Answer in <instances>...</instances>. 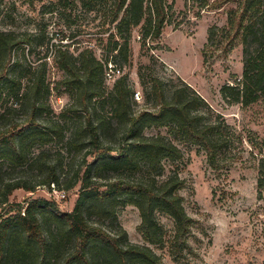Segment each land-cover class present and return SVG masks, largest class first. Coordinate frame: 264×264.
Returning <instances> with one entry per match:
<instances>
[{"label":"trees","instance_id":"16d2710c","mask_svg":"<svg viewBox=\"0 0 264 264\" xmlns=\"http://www.w3.org/2000/svg\"><path fill=\"white\" fill-rule=\"evenodd\" d=\"M231 1L235 0L216 3L221 7ZM167 3L168 0H112L107 13L109 20L116 23L112 35L126 37L125 33L139 27L144 44L149 38L159 39L166 25ZM208 4L209 0H202V6ZM30 41L28 37L19 40L15 33L0 30V88L11 80L8 65L16 46ZM239 44L243 46L242 77L236 84L222 88L223 97L244 106L259 101L264 104V0H238L237 6L229 10L228 26L210 28L204 62L211 64L214 57L227 56ZM129 48L127 38L124 42L115 40L110 51L115 59L127 61ZM59 51L58 63L66 73L59 82L64 91L77 92L83 101L109 99L112 108L109 116L103 112L95 116L88 108L85 122L77 125L68 137L66 122H52L48 127L39 124L38 117L49 111L43 98L48 96L50 85L40 76L33 81L27 94L26 125L19 127L16 123L0 130V159L15 166L37 161L42 178L38 184L18 180L3 182L0 186V201L9 205L6 213L0 211V264H165L150 245L165 243L176 260L189 258L194 253L190 236L196 219L187 211L182 194L186 186L185 178L179 173L183 150L166 135H147L144 129L169 126L184 141L200 145L219 176L226 167L225 147L231 139L215 122L203 120L198 108L204 98L190 96L187 87L176 89L169 99L163 81L153 77L154 110L133 111V90L126 76L116 81L110 97L102 98L108 59L98 58L92 49H85L78 59L68 49ZM114 120L126 128V135L117 148L102 141L107 138V127ZM125 137H129V142H124ZM63 142L76 154L93 160L82 173L77 170L61 182L59 170H64L66 165L61 157L51 161L50 150L41 149L33 154V149ZM260 144L264 146V140ZM137 172L140 173L137 178L127 176ZM53 184H64L68 190L80 185V195L72 211L60 213L57 202L45 197L25 203L9 199L16 188L32 191L36 185L52 187ZM257 192L260 199L264 197V157L258 163ZM126 205L139 209L138 230L148 244L132 242L122 226L111 232L101 225L105 221H117L118 208ZM48 215L59 222L56 233L43 224L41 217ZM162 215L173 220L172 234H168ZM61 244L67 247L61 250Z\"/></svg>","mask_w":264,"mask_h":264},{"label":"rangeland","instance_id":"374dc122","mask_svg":"<svg viewBox=\"0 0 264 264\" xmlns=\"http://www.w3.org/2000/svg\"><path fill=\"white\" fill-rule=\"evenodd\" d=\"M217 1L209 0L208 5L202 6V0H168L167 20L161 37L149 38L144 44L139 27L125 33L126 37L112 35L116 23L107 16L112 0H0V30L15 33L19 40L25 37L31 40L16 46L8 65L11 80L0 88V130L16 123L19 127L26 125L27 94L38 76L50 85L48 96L43 98L49 111L38 117L40 125L48 127L52 122H66L70 137L77 125L87 119L88 108L95 116L99 112L109 116L112 108L109 99L83 101L77 92H65L59 83L66 74L58 63L59 49H68L77 59L85 49H92L98 58L108 59L106 70L111 61L122 69L113 79L104 77L103 99L111 94L116 81L126 76L133 90L131 110H154L152 78L158 77L169 99L180 87H187L190 96L204 98L198 108L203 120L215 122L231 139L225 147L226 167L219 176L209 165L206 151L200 145L184 141L172 133L169 126L144 129L147 135H166L182 148L184 156L179 173L186 180L182 194L187 211L196 219L190 236L194 253L189 258L176 260L168 243L150 244L165 264H264V197L260 199L257 192L258 163L264 157V146L260 144L264 140V104L259 101L244 106L230 103L223 97L222 88L236 84L242 77L241 44L227 56L214 57L211 64L204 62L210 28L228 26L229 10L238 4L235 0L218 7ZM127 38L128 60L115 59L110 47L115 40L124 42ZM41 40L42 44H38ZM136 91H140V98L135 97ZM107 131V138L102 141L117 148L122 136L126 135L125 126L114 120ZM128 138L125 137L124 142H129ZM41 149L50 150L51 161L61 157L66 164L64 170H59L61 182L77 170L82 173L93 160L76 154L66 142L34 147L33 154ZM41 174L37 161L15 166L0 159V186L3 182L18 180L38 184ZM139 174L127 176L137 178ZM58 187L66 190V197L60 196ZM79 189L77 185L68 190L64 184H56L55 188L36 185L32 191L19 187L9 199L22 203L37 197L54 199L59 212L66 213L75 208ZM8 208L7 203L0 201V211L6 213ZM47 217H41L44 226L56 233L59 222L51 215ZM162 220L168 234H172L173 220L167 215H162ZM140 221L139 209L126 205L118 208L117 221H105L101 225L111 232L122 226L132 242L148 244L138 230ZM66 247L60 245L61 250Z\"/></svg>","mask_w":264,"mask_h":264},{"label":"built area","instance_id":"2783aa9c","mask_svg":"<svg viewBox=\"0 0 264 264\" xmlns=\"http://www.w3.org/2000/svg\"><path fill=\"white\" fill-rule=\"evenodd\" d=\"M121 71H122L121 67H118L113 63H110L109 68H107L106 70V77L108 78V80L113 79L115 76L119 75ZM135 97L140 98V91L135 92ZM53 188H55V184H53ZM60 196L66 197V192L60 190Z\"/></svg>","mask_w":264,"mask_h":264}]
</instances>
